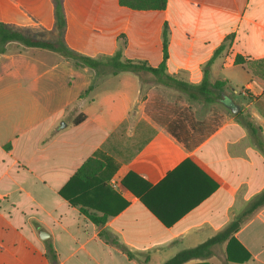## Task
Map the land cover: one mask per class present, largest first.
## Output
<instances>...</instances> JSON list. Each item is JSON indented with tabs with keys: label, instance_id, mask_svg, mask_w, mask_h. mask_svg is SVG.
<instances>
[{
	"label": "crops",
	"instance_id": "1",
	"mask_svg": "<svg viewBox=\"0 0 264 264\" xmlns=\"http://www.w3.org/2000/svg\"><path fill=\"white\" fill-rule=\"evenodd\" d=\"M0 22L80 54L120 51L152 66L163 59L166 22V71L192 84L205 71L226 82L221 122L189 149L148 111L141 72L10 40L0 52V264H52L49 244L58 264H164L216 235L264 190V0H167L164 9L0 0ZM92 156L102 162L97 174L73 178ZM235 237L247 261L227 259L226 239L184 264H264V205Z\"/></svg>",
	"mask_w": 264,
	"mask_h": 264
},
{
	"label": "trees",
	"instance_id": "2",
	"mask_svg": "<svg viewBox=\"0 0 264 264\" xmlns=\"http://www.w3.org/2000/svg\"><path fill=\"white\" fill-rule=\"evenodd\" d=\"M119 3L124 6H128L134 9H164L167 6V0H119ZM10 40H19L22 43L29 46H38L43 48L52 49L60 52L66 57L74 58L79 64H87L94 68L99 67L102 64L108 65L112 72L118 71H133L136 73L147 71L152 77L153 81L161 83L162 85L172 87L174 89L180 90L186 93L190 98L193 99H204L209 102L215 101V96L219 90H223L226 82L217 80L216 82H211L208 78V73L205 71L203 80L199 84H192L176 76L169 74L166 71L167 65L166 61L169 56V40H168V28L165 22L163 29V59L158 66H152L145 60H134L129 58H123L122 53L117 51L112 56H108L104 59L94 58L92 56L80 54L70 50L63 43L62 40L59 41H49L40 38H35L30 35H26L18 30L9 27L7 24L0 22V52L6 49V45ZM222 49L219 47L215 53H218ZM237 61L241 62L240 56L237 57ZM90 89V88H89ZM154 119H156L162 126H164L168 131H170L175 137L185 143V145L191 149L193 146L189 143V140L181 136L175 129L172 122H167L160 120L156 115L153 114ZM83 119V115L77 117L74 122L79 123ZM245 126H247L252 134L256 133V128L252 121L247 118L243 120ZM258 144L261 150L264 152V144L261 140H258ZM102 166V162L98 160L95 156L88 158L75 172L73 178H82L84 180L91 178L93 175L97 174L99 168ZM61 194L73 203L76 201L71 197H68L64 191ZM264 205V190L255 196L244 210L239 213L224 229L219 231L216 235L208 238L202 243L195 246L188 247L177 252L173 257L168 259L164 264H184L192 259L196 258H208L212 253V247L217 242L224 241L228 239L227 243V259L233 262H244L250 258L249 251L237 240L235 233L240 229V227L247 221L251 214ZM81 210L88 217H90L97 225H102L105 222L106 216H97L96 214H91L85 207ZM100 235L105 237L107 240L119 245L129 257L133 254L124 246L119 243L115 238H111L109 232L105 229H101ZM48 255L52 264H58L57 254L55 253L51 244L48 245Z\"/></svg>",
	"mask_w": 264,
	"mask_h": 264
},
{
	"label": "rangeland",
	"instance_id": "3",
	"mask_svg": "<svg viewBox=\"0 0 264 264\" xmlns=\"http://www.w3.org/2000/svg\"><path fill=\"white\" fill-rule=\"evenodd\" d=\"M140 74L145 83L143 94L145 98L149 96L148 111L160 120L172 122L176 131L191 142H197L221 122L223 105L219 103V93L214 102L190 99L184 92L154 82L150 73Z\"/></svg>",
	"mask_w": 264,
	"mask_h": 264
},
{
	"label": "water",
	"instance_id": "4",
	"mask_svg": "<svg viewBox=\"0 0 264 264\" xmlns=\"http://www.w3.org/2000/svg\"><path fill=\"white\" fill-rule=\"evenodd\" d=\"M231 109L233 110V112H237V109H239V108H235V106L231 105ZM46 233L47 232H45L44 230H42L41 235H44Z\"/></svg>",
	"mask_w": 264,
	"mask_h": 264
}]
</instances>
